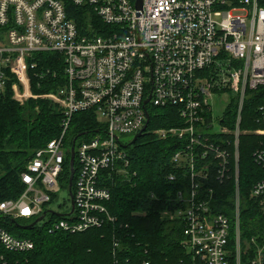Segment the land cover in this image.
<instances>
[{"label":"built area","instance_id":"1","mask_svg":"<svg viewBox=\"0 0 264 264\" xmlns=\"http://www.w3.org/2000/svg\"><path fill=\"white\" fill-rule=\"evenodd\" d=\"M66 1L0 0V89L6 88L9 73L16 78L12 90L17 102L47 99L64 114L60 136L36 152L21 174L23 193L0 202V264H11L6 253L35 248L32 239L14 236L2 222L34 223L46 213L38 225L52 215L56 220L51 232L70 234L115 222L108 211L112 195L102 172L128 165V145L121 137L144 134L150 108H174L184 122L183 127L155 134L162 140L185 141L174 162L187 167L188 190L178 194L186 209L178 215L186 221L185 247L193 259L230 264V219L211 213L213 192L204 194L202 188L214 169L218 181H235L236 264H264V247H257L244 261L250 251L242 249L239 188L242 135L261 140L253 157L264 169V101L258 108L259 127L240 128L247 91H264L261 0H142L141 8L136 0H69L89 15L84 29L70 19ZM40 53L63 57L65 81L57 92L37 96L31 75L43 79L51 73L38 72V64L30 63ZM225 94L239 103L233 130L214 117L212 102ZM81 112H93L100 128L87 141H71L72 119ZM62 191L70 196V209L50 214V205ZM251 195L264 215V179Z\"/></svg>","mask_w":264,"mask_h":264},{"label":"trees","instance_id":"2","mask_svg":"<svg viewBox=\"0 0 264 264\" xmlns=\"http://www.w3.org/2000/svg\"><path fill=\"white\" fill-rule=\"evenodd\" d=\"M260 4L264 7V0ZM66 7L70 19L80 29L88 26L89 15L84 9L75 7L69 0ZM96 24L104 27L100 21ZM32 62L38 64V72L45 69L51 72L43 79L31 75L34 95L55 93L64 85L61 55L40 53L30 59ZM14 82L16 78L8 73L6 88L0 89V202L20 197L24 190L21 174L36 152L60 136L64 119L63 112L48 100L17 102L13 98ZM263 101L262 89L247 91L242 131L259 127L256 120ZM238 107V99L232 98L219 119L223 127L235 128ZM149 114L146 132L126 148L128 165L121 167L119 164L115 170L102 172L104 185L112 195L108 211L115 222L80 234L51 232L50 225L56 220L52 215L48 216L47 222L27 230L17 226H29L33 222H2L14 236L30 238L35 243L34 250L29 253H6L11 264H204L200 259L194 260L185 247L187 224L184 217L178 215L186 209L185 200L179 199L178 194L187 192L189 182L187 167L184 162L175 163L174 156L184 149L185 141L176 137L162 140L155 134L160 129L183 127L184 122L174 108H150ZM99 128L93 112L78 113L72 119L69 139L87 141ZM260 142L252 135L240 137V232L242 249L250 251V255L244 257L245 262L257 247H264V215L259 201L251 195L254 185L264 179V169L253 157ZM120 169L123 171L119 172ZM214 171L202 188L204 194L213 192L211 213L223 214L230 219V264H236L235 181H218ZM171 176H176L174 181L170 180ZM252 239L257 240L256 245H250Z\"/></svg>","mask_w":264,"mask_h":264},{"label":"rangeland","instance_id":"3","mask_svg":"<svg viewBox=\"0 0 264 264\" xmlns=\"http://www.w3.org/2000/svg\"><path fill=\"white\" fill-rule=\"evenodd\" d=\"M232 98H234V96H232L231 94H225L222 95V97H220L219 99L215 98L213 100L212 106H213L215 119H221L223 117L224 112L226 111V108L230 104ZM42 100H47V99H42ZM48 101L52 102L50 100ZM133 138L134 136L121 137L124 145L126 144L128 145L133 140ZM50 208L52 209V211H55L59 214L68 211L70 209L69 194L65 191L59 193L54 203L50 205Z\"/></svg>","mask_w":264,"mask_h":264},{"label":"water","instance_id":"4","mask_svg":"<svg viewBox=\"0 0 264 264\" xmlns=\"http://www.w3.org/2000/svg\"><path fill=\"white\" fill-rule=\"evenodd\" d=\"M136 6H137V8H141V6H142V0H136ZM148 123H149V121H148ZM146 129H147V126L143 129L142 132H145ZM141 135H142V134H138L136 137H134L132 143H135L136 140H137ZM74 143H75V141H74ZM72 153H73V155H72V161H71L72 176H71V180H70V185H71L72 182H73V175H74V171H73V165H74V149H72ZM49 213H50V214H55V212H53V211H49ZM45 216H46V213H45L44 216H42L41 218H39V219H38L36 222H34L32 225H29V226H17V227H19L20 229H25V230H27V229H31V228L35 227L36 225H38L39 222H42Z\"/></svg>","mask_w":264,"mask_h":264},{"label":"flooded vegetation","instance_id":"5","mask_svg":"<svg viewBox=\"0 0 264 264\" xmlns=\"http://www.w3.org/2000/svg\"><path fill=\"white\" fill-rule=\"evenodd\" d=\"M23 226V225H22Z\"/></svg>","mask_w":264,"mask_h":264}]
</instances>
